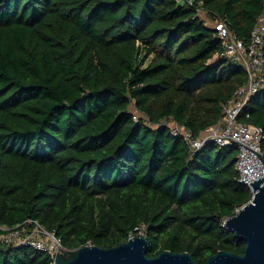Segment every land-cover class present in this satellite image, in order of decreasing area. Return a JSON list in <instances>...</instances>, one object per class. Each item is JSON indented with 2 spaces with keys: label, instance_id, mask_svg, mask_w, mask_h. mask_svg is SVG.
Wrapping results in <instances>:
<instances>
[{
  "label": "trees",
  "instance_id": "16d2710c",
  "mask_svg": "<svg viewBox=\"0 0 264 264\" xmlns=\"http://www.w3.org/2000/svg\"><path fill=\"white\" fill-rule=\"evenodd\" d=\"M201 1L0 0V226L34 219L65 250L140 231L148 256L243 253L223 226L251 198L237 149L163 121L191 139L219 123L247 75L199 9L247 43L264 0ZM245 111L264 152V88ZM0 264L53 258L0 241Z\"/></svg>",
  "mask_w": 264,
  "mask_h": 264
},
{
  "label": "built area",
  "instance_id": "2783aa9c",
  "mask_svg": "<svg viewBox=\"0 0 264 264\" xmlns=\"http://www.w3.org/2000/svg\"><path fill=\"white\" fill-rule=\"evenodd\" d=\"M186 3L201 5L202 1L186 0ZM213 23L216 35L221 39L224 53L243 66L247 82L234 92L231 100L222 105L219 129L210 126L208 128L211 130L209 129L208 133L200 134L196 139H191L189 131L182 126L184 132L177 131L176 128L171 131L175 135L185 136L191 147L196 149L202 147L207 141H213L218 146H234L237 149L235 167L239 174V182L246 185L252 195L250 182L264 175V152L260 146L262 128L242 120L248 117L245 106L251 97L264 88V16L259 17L247 43L238 39L225 22L216 20ZM0 230V241L15 245H29L47 252L52 256L53 264H55L57 252L53 255L52 251L60 245L59 240L38 221L26 219L14 228L0 226ZM14 239H17L16 242H11ZM51 242L55 244L52 245Z\"/></svg>",
  "mask_w": 264,
  "mask_h": 264
},
{
  "label": "water",
  "instance_id": "95a60500",
  "mask_svg": "<svg viewBox=\"0 0 264 264\" xmlns=\"http://www.w3.org/2000/svg\"><path fill=\"white\" fill-rule=\"evenodd\" d=\"M250 184V200L223 222L234 237L245 242L243 253L218 250L206 264H264V175ZM148 246L147 237L139 231L115 246L83 245L69 250L66 257L56 253L55 264H198L187 251L163 250L148 256Z\"/></svg>",
  "mask_w": 264,
  "mask_h": 264
},
{
  "label": "rangeland",
  "instance_id": "374dc122",
  "mask_svg": "<svg viewBox=\"0 0 264 264\" xmlns=\"http://www.w3.org/2000/svg\"><path fill=\"white\" fill-rule=\"evenodd\" d=\"M199 16L202 18V19H204L205 20V22H207V24L208 25H212L213 26V22H211L208 18V16H207V14H206V12L203 10V9H199ZM132 109V108H131ZM134 111V113H135V115L137 116L138 115V113L135 111V110H133ZM163 122H166L167 123V125L170 127V129H173V128H176V130L177 131H180V132H184V129L181 127V126H179V125H177L174 121H167V120H165V121H163ZM217 125V129H219L220 128V124L218 123V124H216ZM216 125H214V126H211V127H216ZM211 130V128H207L206 130H204V131H202L201 132V135L202 134H205V133H208V130ZM215 130V129H214ZM213 130V131H214ZM212 131V132H213ZM215 131H217V130H215ZM16 240L17 239H14V240H12L11 242H16ZM52 243V242H51ZM53 244H55V243H52V245ZM53 252V255H55V253L57 252V253H59L60 255H62L63 257H66V255L68 256L69 255V250H65L64 248H62L60 245L59 246H57L56 247V250L55 251H52Z\"/></svg>",
  "mask_w": 264,
  "mask_h": 264
},
{
  "label": "crops",
  "instance_id": "0c3cea01",
  "mask_svg": "<svg viewBox=\"0 0 264 264\" xmlns=\"http://www.w3.org/2000/svg\"><path fill=\"white\" fill-rule=\"evenodd\" d=\"M219 124H220V121H219ZM220 126H221V124H220ZM216 127H217V125H216ZM206 130V129H205Z\"/></svg>",
  "mask_w": 264,
  "mask_h": 264
}]
</instances>
